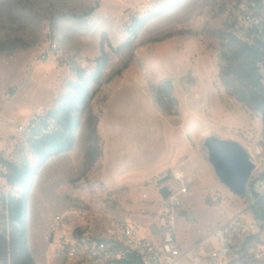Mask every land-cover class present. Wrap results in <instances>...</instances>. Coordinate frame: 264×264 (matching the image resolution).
<instances>
[{"label":"rangeland","instance_id":"374dc122","mask_svg":"<svg viewBox=\"0 0 264 264\" xmlns=\"http://www.w3.org/2000/svg\"><path fill=\"white\" fill-rule=\"evenodd\" d=\"M134 1L0 0V148L6 159L36 162L27 150L31 119L58 104L79 68L93 71L102 36L109 41L103 83L90 90L101 156L88 161L86 114L73 148L51 157L30 190L26 238L36 264H64L46 239L57 213H82L80 221L93 230L113 217L151 225L149 215L160 203L156 181L180 167L192 184L180 198L178 239L185 249L196 248L197 261L186 263L202 264L216 245L209 230L241 207L217 177L205 139L235 140L264 156L261 113L221 80L222 42L233 30L226 9L234 0H184L152 17L131 47L116 51L128 38ZM46 52L52 61L42 58ZM19 194L0 177V264H26L5 203Z\"/></svg>","mask_w":264,"mask_h":264},{"label":"built area","instance_id":"2783aa9c","mask_svg":"<svg viewBox=\"0 0 264 264\" xmlns=\"http://www.w3.org/2000/svg\"><path fill=\"white\" fill-rule=\"evenodd\" d=\"M171 0H135L132 17L161 14ZM142 7L145 9L140 10ZM231 19L232 35L251 44L261 45L264 53V0H234L227 7ZM54 51L57 44L51 42ZM44 60H53L43 54ZM14 91L7 93L11 97ZM0 148V158H4ZM255 165L247 183L244 197L228 192L240 206L228 218L209 230L207 238L214 237L216 245L202 264H264V218L254 213V207L264 198V156L258 158L250 152ZM5 159V158H4ZM7 171L0 162V177ZM164 176L171 195L164 199L160 193L159 209L149 215L148 225L131 223L113 217L101 230L88 228L80 221L82 213H57L50 221L46 236L50 254L61 258L64 264H187L197 261L192 254L196 248L185 249L178 239V211L180 198L190 190L192 180L183 168H176ZM157 182V181H156ZM147 198V194H144ZM224 202V199L222 200ZM144 229L149 231L144 233Z\"/></svg>","mask_w":264,"mask_h":264},{"label":"trees","instance_id":"16d2710c","mask_svg":"<svg viewBox=\"0 0 264 264\" xmlns=\"http://www.w3.org/2000/svg\"><path fill=\"white\" fill-rule=\"evenodd\" d=\"M184 0H171L165 9L172 10ZM151 13L134 16L128 26V38L118 45L115 50L121 51L131 47L137 39L140 30L154 16ZM157 41H162L158 39ZM109 42L105 35L101 39L100 55L96 59L95 69L90 74H85V69H78V78L68 84L67 92L61 95L58 104L49 108L44 113H39L31 119L27 128L28 152L36 162L31 164L27 157L19 161L0 158L6 166L3 177L6 183L20 189V194L7 196L5 203L10 220L18 225L19 235L14 242L20 243L26 264H36L29 250L27 229V202L31 187L39 169L53 156L70 151L75 143L76 134L85 115H88V161L94 163L101 156L98 134L99 119L89 110L90 90L93 84L99 86L103 83V74L108 65V55L105 44ZM235 46V49H231ZM221 80L227 89H233L237 99L246 106L258 111L264 122V53L261 45L251 44L238 39L231 34L228 42H222ZM226 49H228L226 51ZM121 73V72H118ZM12 90V89H11ZM14 91V90H12ZM254 213L259 218H264V198L254 207Z\"/></svg>","mask_w":264,"mask_h":264},{"label":"water","instance_id":"95a60500","mask_svg":"<svg viewBox=\"0 0 264 264\" xmlns=\"http://www.w3.org/2000/svg\"><path fill=\"white\" fill-rule=\"evenodd\" d=\"M204 144L209 152V161L221 183L232 193L244 197L247 183L255 169L250 152L240 142L217 135L208 136ZM168 181L169 177L163 176L156 182L164 199L171 195V190L166 186Z\"/></svg>","mask_w":264,"mask_h":264},{"label":"bare ground","instance_id":"6f19581e","mask_svg":"<svg viewBox=\"0 0 264 264\" xmlns=\"http://www.w3.org/2000/svg\"><path fill=\"white\" fill-rule=\"evenodd\" d=\"M195 76H196V75H194V73H193V74H192V77H195ZM187 80H188V79H187ZM187 80H186V81H187ZM188 81H189V80H188ZM204 146H205V145H204ZM205 147H206V146H205ZM205 153H206L207 156H209V152H208V150H207V147H206V151H205Z\"/></svg>","mask_w":264,"mask_h":264}]
</instances>
